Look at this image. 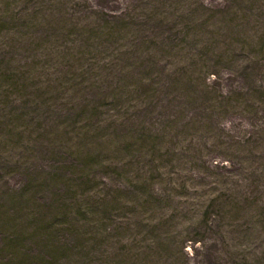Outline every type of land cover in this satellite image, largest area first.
<instances>
[{"label": "rangeland", "instance_id": "374dc122", "mask_svg": "<svg viewBox=\"0 0 264 264\" xmlns=\"http://www.w3.org/2000/svg\"><path fill=\"white\" fill-rule=\"evenodd\" d=\"M0 264H264V0H0Z\"/></svg>", "mask_w": 264, "mask_h": 264}]
</instances>
